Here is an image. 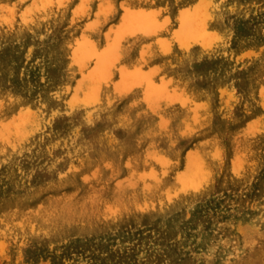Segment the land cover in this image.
Instances as JSON below:
<instances>
[{
	"label": "rangeland",
	"instance_id": "rangeland-1",
	"mask_svg": "<svg viewBox=\"0 0 264 264\" xmlns=\"http://www.w3.org/2000/svg\"><path fill=\"white\" fill-rule=\"evenodd\" d=\"M166 1L0 0V64L5 66L9 54L16 57L10 74L0 72V264H52L53 255L41 250V242L57 238L59 246L66 234L90 239L128 228L136 232L147 225L146 216L155 220L159 213L187 206L195 193L182 194L177 180L182 172L186 176V165L191 188L206 181L203 188L214 185L228 169L241 185L261 176L264 0H176L171 7ZM217 1L225 7L219 24L229 33L221 40L230 46L237 41L235 59L239 71L248 74L247 95L241 74L216 89L184 78L185 71L196 73L203 64L188 61L171 41L178 10L185 7L191 11L182 15L184 31H197L209 46L205 51H212L220 43L212 19ZM204 25L216 35L201 33ZM37 55L45 69L56 70L54 79L67 77L71 84L48 85L56 80L47 70L40 74L46 82L35 81ZM41 85L62 98L72 90L76 107L88 113H66L51 99L36 97ZM72 114L89 116L85 125L75 118L69 143L74 154L62 151L57 161L28 156L30 134L59 127ZM83 135L92 140L81 146ZM207 241L208 248L185 249L190 264H263L264 190L260 200L246 204L245 216L212 224ZM77 262L84 264L82 257Z\"/></svg>",
	"mask_w": 264,
	"mask_h": 264
},
{
	"label": "bare ground",
	"instance_id": "bare-ground-1",
	"mask_svg": "<svg viewBox=\"0 0 264 264\" xmlns=\"http://www.w3.org/2000/svg\"><path fill=\"white\" fill-rule=\"evenodd\" d=\"M174 1H176V0H169L168 2L166 1L168 3L167 6L171 7L173 5V3H175ZM169 2H171V3H169ZM215 4L218 7L215 9L216 14L214 12V16L212 17V19L215 23L218 24V27L216 30H217V33L220 34V37H218L219 34L217 35V39H220V43L214 49H212V51H205L208 49L209 46L205 42V39H204L205 37L198 34L197 31H194L191 33H189V32L186 33L184 31L183 27L185 26L186 21H183L184 16H182V15L187 14L188 11H191V10L187 9L185 7H181L178 10L179 13L176 15L177 26H176V29L174 30L173 34H172L171 41L175 44L177 43L176 45L183 52H185L184 54H185V57L188 61L191 59H195V60H200L201 63L203 64L202 70L198 71L196 73H189V72L187 73L185 71L186 77H184V78H187V80H189L190 82H193V81L199 82L200 87L201 86L207 87V85H208V86H216L215 87V89H216L217 85H223L224 86L227 83L231 82L233 75H234V77H236L237 74H241V76L242 77L244 76V79H246L244 86H243V91L245 92V95H247L248 88H249L248 74L245 73V70L239 71V69H241V68L237 65L236 59H235L236 58L235 46H236L237 41L235 44H232L231 46L225 42V40H226L225 38L226 37L229 38V33L224 28L223 25L219 24V22L221 20L220 19L221 13L225 7L222 5H218L219 4L218 1ZM176 5H177V3H176ZM229 6H231V5H229ZM254 7H256V6H254ZM237 10H239V9H237ZM254 25H255V23H251L249 25V29L251 27H254L253 29L255 30L256 26H254ZM199 30L205 36H207V35L208 36H211V35L215 36L216 35L214 31L213 32L207 31L205 29V25L202 26L201 28H199ZM57 33H58V31H57ZM58 34H61V33H58ZM254 34H256L255 31L253 32V35ZM221 38H223L225 40H221ZM64 40H65V42L64 43L62 42L63 44L60 42L61 46H63V47H64V45L67 44L66 37L64 38ZM238 43L240 44L241 42L239 41ZM205 44H206V46H205ZM12 46H13V44H12ZM201 48H203V49H201ZM14 49L16 50V48H14ZM25 49H26V47H25ZM59 49H61V48H59ZM167 49H170V48H167ZM242 49L244 50V48H242ZM40 50H42V49H40ZM56 50H58V49H56ZM34 51H36V50H34ZM62 51H64V50H62ZM66 51H68V50H66ZM37 52L38 51H36V53ZM64 53H66V52H64ZM15 54H17V52ZM19 54L17 55V57L19 56ZM56 55H57V53H56ZM259 56H261V55H259ZM31 57H33V56H31ZM54 57H55V55H54ZM15 58L16 57H12L9 54V56L5 60V63H3L5 66L0 64V72H6L7 75L9 72V74H10L13 70L12 65L16 64L12 60ZM173 58L176 59L175 57H173ZM261 58L262 57H260L259 60H261ZM263 58H264V56H263ZM35 60H36L35 66L33 69V73L36 77L35 81H38V83H39V81L46 82L47 80H45V76H40L41 72H45L46 70L53 73L50 76V78L58 76L57 73L55 72L56 70L45 69V66H44L45 61H44V59H41V56L38 57V55H37ZM17 61H21V60L18 59V60H16V62ZM48 61H50V60H48ZM46 66H47V64H46ZM180 66H182V65H180ZM259 66H261V63ZM72 68H73V66H72ZM72 68H71V70H72ZM254 77H257V76H254ZM7 78H8V76H7ZM40 78H43V79H40ZM26 79H28V78H25V80ZM52 80H56V79L53 78ZM70 81L71 80H69L67 77L64 79L58 78V80H56L55 84L49 83L48 85H53L54 87L67 88V84L70 83ZM38 83L34 84V87L36 89L40 88ZM199 84H197V85H199ZM41 87H42L43 91L39 92L37 90V92L35 94L36 97L40 96L41 98L51 99V101L55 105H61L63 110L66 111V113H74V114L77 112L88 113L87 109H82V108L76 107L77 105L74 104V100H73L74 96H72V90H71L70 96L62 98V94H59L57 91H54L53 88L48 87L47 85H41ZM206 87H202V88H206ZM202 88H200L201 91H202ZM253 90H254V88H253ZM207 92L209 93L210 91L206 90V93ZM254 97H256V96H254ZM74 114H72L73 115L72 117L71 116L63 117L62 118L63 124L60 125L59 127H49L48 130L45 132L35 131V134H30L32 145L29 146L27 151H26L28 156H32V157H34V159H38V161L39 160L48 161L50 159L57 161L58 157L60 156V153L62 151L63 152H69L70 155L74 154L76 151L75 150L76 147L74 145H70L69 143L71 141V138L74 137V129L76 128L75 124H74L75 118H79V125L82 123H83V125H85L87 123V119L89 117V116H86L84 114H83V116L75 117ZM261 118H263V117H261ZM123 124H124V122H123ZM85 135H83V145H81V146H84L87 142L92 140V138L87 139V137H85ZM107 135H108V133H107ZM97 141H98V138H97ZM97 146H98V144H97ZM23 148H24V146H23ZM79 149H80V147H79ZM49 152L53 157L49 156ZM46 154L49 157L45 158ZM32 159L33 158H31V160ZM190 169H191L190 166L186 165V168L184 170V174L186 176H183L182 175L183 172H182L178 175V179H177L179 185L182 186V189H181L182 194H189L190 192H194L196 194V195L194 194V197H188L192 201L187 206L184 205V203H183V205L181 203L180 205H182V207H177V208H174V210L171 209L169 211L159 213L156 216L155 220H153L154 217L151 218V216H146L147 221H144V223L147 225L144 228L137 229L136 232H132V231H130V228H128L125 231L121 230L119 232L118 231L114 232L115 235H113L114 233H112V232L111 233H105L102 235L96 234L95 236L91 237L90 239H87V238H84L81 236H77V235H73V234H66V235H64L65 237L63 236L64 238H61L59 240V243H58L59 246H57L54 243L55 240H57V238L46 240V242H41V245H40L41 250H43L47 255H49V257H51L53 255L52 256V264H78L77 258H80V257L83 258L84 264H190L191 262L188 260V258L184 254L185 249H188V247H193L196 245H201L204 248H208L209 247V241H207V235L209 233L210 228L212 227V224L217 223L219 219H224L225 217H227L229 215L232 216V218L240 217V215L245 216L246 204L248 202H250L251 200H260V198H262V193L264 190V165L261 169V176L259 178H257V180L255 182L250 183L251 180L248 181L250 186L249 185L247 186L248 183L245 185H241L240 181L235 180V176H233L236 174V172L233 169H228L229 171L227 170L228 171L227 177L225 179H223V178L218 179L214 185L203 188L202 185L204 183H206L207 182L206 181V182L201 183V184H194L192 188L186 187L187 183L192 178L191 175H188L190 173V171H189ZM254 174H255V172H254ZM217 177H218V175H217ZM190 182L193 183L194 180H190ZM148 195H150V193ZM157 195H158V193H157ZM161 208H163V207H161ZM188 210L190 211V213H187ZM118 218H117V220H118ZM100 221H101V219H100ZM212 233H213V231H212ZM64 234H65V232H64ZM196 238L198 239L197 243L192 244L194 239H196ZM208 240H210V237H208ZM220 243H222V242H220ZM58 250L61 251V255H57L55 253ZM235 253H237V252H235ZM234 258H235V256H234ZM210 259H211V256H210Z\"/></svg>",
	"mask_w": 264,
	"mask_h": 264
}]
</instances>
